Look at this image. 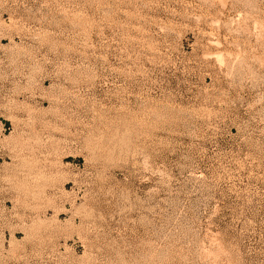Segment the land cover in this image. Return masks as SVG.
I'll list each match as a JSON object with an SVG mask.
<instances>
[{
  "label": "rangeland",
  "instance_id": "obj_1",
  "mask_svg": "<svg viewBox=\"0 0 264 264\" xmlns=\"http://www.w3.org/2000/svg\"><path fill=\"white\" fill-rule=\"evenodd\" d=\"M0 264H264V0H0Z\"/></svg>",
  "mask_w": 264,
  "mask_h": 264
}]
</instances>
